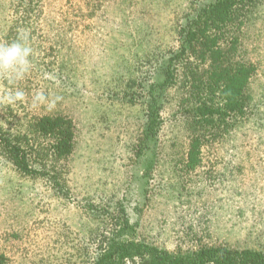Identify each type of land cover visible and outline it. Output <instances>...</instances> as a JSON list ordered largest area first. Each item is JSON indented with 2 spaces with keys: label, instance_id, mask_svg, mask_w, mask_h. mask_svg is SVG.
<instances>
[{
  "label": "rangeland",
  "instance_id": "rangeland-1",
  "mask_svg": "<svg viewBox=\"0 0 264 264\" xmlns=\"http://www.w3.org/2000/svg\"><path fill=\"white\" fill-rule=\"evenodd\" d=\"M34 2L40 13L31 23L32 69L17 84L25 100L0 103V124L26 131L35 118L65 116L75 126V148L61 163L58 189L48 177L19 174L0 156L3 264H88L122 210L131 240L172 254L204 247L264 252V0L256 2L242 53L256 68L250 108L191 170L175 107L163 114L162 140H142L143 101L177 45L190 0ZM11 3L0 0V43L18 35H10ZM8 87L0 74V96ZM37 91L63 99L51 111L33 108Z\"/></svg>",
  "mask_w": 264,
  "mask_h": 264
},
{
  "label": "trees",
  "instance_id": "trees-1",
  "mask_svg": "<svg viewBox=\"0 0 264 264\" xmlns=\"http://www.w3.org/2000/svg\"><path fill=\"white\" fill-rule=\"evenodd\" d=\"M34 1L12 0L15 18L10 35L14 30L18 33L19 24L28 23L26 28L34 29L32 20L38 21L37 12L40 13ZM256 2L190 0L188 11L178 24L177 45L168 60L160 62V80L143 101V145L162 140L166 124L163 114L168 106L175 107L174 117H178L187 138L185 161L191 170L208 144L225 137L243 122L252 101L248 88L256 72L254 63L243 55L244 39L257 9ZM75 132L73 122L61 115L35 118L27 124L26 131L12 128L11 132L0 124V156L19 174L48 177L58 189L61 163L70 158L75 148ZM122 212L115 223H110L114 230L96 240L88 264H120L135 258L142 264H264L263 251L204 247L189 254H172L136 242L130 239L133 227ZM3 263L0 256V264Z\"/></svg>",
  "mask_w": 264,
  "mask_h": 264
},
{
  "label": "clouds",
  "instance_id": "clouds-1",
  "mask_svg": "<svg viewBox=\"0 0 264 264\" xmlns=\"http://www.w3.org/2000/svg\"><path fill=\"white\" fill-rule=\"evenodd\" d=\"M30 30L18 29V35L10 43H0V74L9 86L3 96H0V103L14 105L17 102H24L25 92L17 87L18 82L23 81L25 76L32 69L30 57L33 55V48L29 44ZM63 97L54 94L46 95L43 91H37L32 99V107L36 108L45 105L48 110H54Z\"/></svg>",
  "mask_w": 264,
  "mask_h": 264
}]
</instances>
